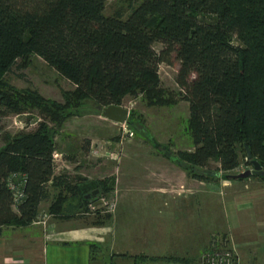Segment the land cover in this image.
Returning <instances> with one entry per match:
<instances>
[{"label": "trees", "instance_id": "1", "mask_svg": "<svg viewBox=\"0 0 264 264\" xmlns=\"http://www.w3.org/2000/svg\"><path fill=\"white\" fill-rule=\"evenodd\" d=\"M108 1L0 0V109L23 114L37 108L60 125L66 111L16 92L5 79L30 56L76 87L67 94L71 106L90 100L96 109L120 106L140 92L162 104L155 91L159 68L177 66L193 139V150L181 154L188 173L204 179L212 162L226 174L243 159L249 165L246 146L264 168V65L256 38H249L250 20L232 14L234 0H146L129 19L107 16ZM235 37L243 47L232 43ZM54 134L42 123L8 137L0 149V233L38 222L53 189L62 188L50 206L54 217L65 213V189L87 202L78 185L56 174ZM85 143L88 153L91 143ZM12 177L21 183V200L9 184Z\"/></svg>", "mask_w": 264, "mask_h": 264}, {"label": "rangeland", "instance_id": "2", "mask_svg": "<svg viewBox=\"0 0 264 264\" xmlns=\"http://www.w3.org/2000/svg\"><path fill=\"white\" fill-rule=\"evenodd\" d=\"M145 1L109 0L105 6V14L109 17L129 19ZM243 3L245 5H241ZM234 7L232 8L233 16L243 15L250 20L252 32L249 38L252 42H255L256 38L258 62L264 65L262 49L264 48V0H234ZM232 43L243 47L236 37L232 39ZM160 47L157 46V49ZM22 62L23 60H20L19 64ZM24 63L23 69L16 67L6 76L8 85L23 95L35 94L44 105L53 103L61 108L63 113L66 112L58 125L47 113L37 108L32 111L26 110L23 114H17L12 110L8 112L1 108L3 112L0 115V149L6 144L8 137L31 133L40 124H47L54 129V142L58 146L56 174L68 178L73 187L78 185L87 199V202H80L78 196H73L72 192L63 189L62 194L68 197L63 205L65 213L54 217L50 213V206L58 198L62 188L53 189L50 199L40 206L43 222L51 219L62 221L72 219L73 222L75 220L86 221L89 224L96 222L107 224L108 227H116L115 215L125 190L132 189L134 184L136 189L132 191L140 190L145 194L163 189L161 175L154 174L151 169L158 167L156 166L157 158L151 159L152 155L166 157L173 162L171 176H169L170 171L167 172V176L173 179V183L167 185V188L170 190L168 193L172 195L171 202L179 208L181 201L185 199V194L191 192L185 189V181H183L185 160L182 159L181 154L193 150V139L188 127L189 104L175 78L177 66L162 65L159 68V85L155 91L161 97L162 104H156L146 92H140L137 98L127 95L122 100L120 106L128 109L130 115L128 122L121 125L103 118L102 112L96 109L95 103L90 100L83 101L79 107L71 106L67 94L73 93L76 87L65 81L44 60L30 56ZM128 131L129 133L125 134ZM87 141L91 143L88 153L84 151ZM67 156L70 159H66ZM245 160L240 161L239 168L229 174L220 171L218 163L214 162L211 164L209 173H198L205 174L204 179L196 178L188 173L191 177L190 182L193 184L192 188L199 187L202 182L212 184L215 188L233 183L225 176H238L253 170L252 165H247ZM214 173H219L220 176L215 177ZM245 181L247 184H252L257 183L258 179L250 178ZM11 183L16 185L15 191L21 192V185L18 181L16 182V178L12 179ZM112 202H116V210L107 213V206L104 204ZM92 207L97 209L94 210ZM210 237L207 248L192 264H203L205 255L214 247L224 249L232 246L229 240L222 236ZM178 255L181 257L182 252L179 251ZM143 258L146 259L145 254ZM183 259L185 260V256ZM173 260L176 262L172 264H191L184 263L185 261L180 259ZM162 263L165 264L166 261L160 258L159 264Z\"/></svg>", "mask_w": 264, "mask_h": 264}, {"label": "crops", "instance_id": "3", "mask_svg": "<svg viewBox=\"0 0 264 264\" xmlns=\"http://www.w3.org/2000/svg\"><path fill=\"white\" fill-rule=\"evenodd\" d=\"M150 158H157L159 168H150L161 175L165 188L145 194L132 191L131 184L118 203L116 227L42 218L27 227H4L0 264H159L160 258L172 264L183 256L192 264L212 235L229 240L239 264H264V181L232 180L217 188L202 182L193 189L185 169V189L191 192L178 208L167 188L173 183L167 176L173 162Z\"/></svg>", "mask_w": 264, "mask_h": 264}, {"label": "water", "instance_id": "4", "mask_svg": "<svg viewBox=\"0 0 264 264\" xmlns=\"http://www.w3.org/2000/svg\"><path fill=\"white\" fill-rule=\"evenodd\" d=\"M98 110L102 112L103 118L121 125H124L128 122V116L130 115L129 110L121 106L98 107ZM248 148V146H246L245 148L247 152V162H250L253 170L246 171L243 174L235 176V180H246L251 178L252 176H259L264 178V168L258 161H256V159H254V156Z\"/></svg>", "mask_w": 264, "mask_h": 264}, {"label": "built area", "instance_id": "5", "mask_svg": "<svg viewBox=\"0 0 264 264\" xmlns=\"http://www.w3.org/2000/svg\"><path fill=\"white\" fill-rule=\"evenodd\" d=\"M128 134V132H125V134ZM55 160H56V156ZM12 179H14V177H12ZM11 179V182H12ZM11 182H9L11 188L14 190L15 192V196L17 198V200H21L23 198V193H22V186H21V192L20 191H15L16 185L12 184ZM21 185V183H20ZM116 202H112V203H105L104 205L107 206V210L109 212H114L116 210L117 204H115ZM94 210H96L97 208L92 207ZM50 218V216H48ZM211 252H208L207 255H205L204 259H203V264H239V258L237 255L236 250L233 247H228V248H224V249H218L216 247L211 249Z\"/></svg>", "mask_w": 264, "mask_h": 264}]
</instances>
